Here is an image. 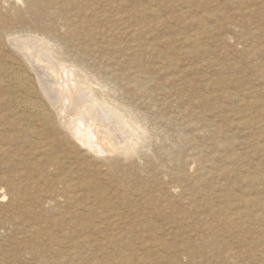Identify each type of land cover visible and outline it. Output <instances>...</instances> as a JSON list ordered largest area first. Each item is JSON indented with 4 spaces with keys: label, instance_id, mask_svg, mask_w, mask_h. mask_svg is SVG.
Here are the masks:
<instances>
[{
    "label": "rangeland",
    "instance_id": "1",
    "mask_svg": "<svg viewBox=\"0 0 264 264\" xmlns=\"http://www.w3.org/2000/svg\"><path fill=\"white\" fill-rule=\"evenodd\" d=\"M125 1L128 3L125 4ZM65 12L67 15L73 16L76 10ZM78 19L82 23L85 22L83 26L91 35L95 33L87 40L88 42L83 38H78L74 43L73 41L67 42L58 34V38L64 42L63 45L67 49H75L68 57L78 58L80 48H83L87 49L84 64L88 70L90 68L89 71L92 74L96 73V76L101 77L102 73L105 74L104 71L116 69L118 73H111V79L105 78L108 86L110 85L106 88V98L131 111V115L134 117L133 121L136 123L135 127L138 128L140 135L134 151L119 150L105 153L98 158L82 155L83 152L80 150H77L76 154L69 153L64 146L57 143L52 145L53 149L44 148L45 146H38L37 149L30 141L25 142L21 139L19 142L17 141L18 143L12 144L16 146L14 149L10 145V149L18 152L13 157L15 164H9L8 157L0 155V169L2 164L0 178L11 176L18 170L16 169L19 167L18 165L21 167L24 162V166L28 167L25 170L29 172L27 181L32 180L29 184L32 187V194L35 195L32 197L27 195L28 197L22 199L23 201L12 203V196L6 190V185L0 184V264H264V0H115L109 5L96 4L81 17L79 15ZM31 25L30 20L16 19L8 22L6 26L19 29L27 28L29 33L32 30ZM0 26L3 25L0 24ZM1 27L0 29H3ZM159 27L162 29L158 30ZM36 30L39 33L42 32L41 28L37 27L32 30L31 34L42 38V35L34 32ZM142 35L143 37H141ZM134 38L136 39L134 40ZM10 39H13L12 35L3 37L4 47L2 46L0 51L3 55L1 61L14 60L18 55L14 53V49L10 45ZM163 39L170 41L167 43ZM113 42L115 43L113 44ZM129 44L132 45V48ZM183 44L184 46H182ZM96 46L98 48H95ZM151 48L153 51H149ZM126 60L127 62H124ZM156 67L161 70L156 72ZM135 69H139L140 73L150 78V93L138 92V89L132 87L129 75ZM162 72L164 73L162 74ZM165 72H167V76H163ZM161 75L164 78L161 79ZM114 83L118 86L115 87ZM124 83L125 85H123ZM165 86L166 88H163ZM93 87L102 89V85L96 83L93 84ZM169 94H172L173 97ZM179 94L181 95L178 97ZM192 127L195 129L199 127V129L194 130ZM17 148L20 150L18 151ZM52 150L56 152V155ZM30 153L33 157H29ZM20 154L24 159L19 157ZM49 156H56L55 158L58 159L54 158L52 162L55 163L53 164L48 162ZM70 157L73 159L70 160ZM31 158H37V161ZM175 158L178 160L175 161ZM28 159H31L30 162ZM45 159L47 160L45 161ZM40 162H43V166ZM12 164L17 167L14 166V169ZM44 164H48L46 165L47 170H45ZM66 165L67 167H65ZM110 165H113L114 170L117 169L116 173L119 177V179H115L118 180L117 183L111 175H108ZM101 166H103V170ZM10 167L14 171L10 170ZM64 168H66L65 171ZM99 169L101 170L99 171ZM42 170L44 173L50 172V170L51 172L47 173V177L46 174L43 177ZM56 171H59V174L55 173ZM71 171L73 174L75 173L73 176ZM40 172L42 173L40 174ZM61 172L66 175L64 173L62 175ZM52 173L58 176L55 177ZM201 173L205 177L199 175ZM49 175L53 178L51 179ZM80 178L82 181H79ZM37 179L40 183L37 182ZM125 179L127 180L125 181ZM66 181L71 182L73 187ZM55 182L59 183L54 184L56 186L54 191L50 190L53 189V186L46 185ZM119 182H123V184L115 185ZM99 186H102L107 193L103 197L96 194V189ZM36 187L40 192H37ZM142 187L146 190H143ZM121 188L124 190V194L123 190H120ZM133 188L137 192L130 190ZM112 189L115 190L112 191ZM58 190L64 192V195H57L56 191ZM139 191L143 193L140 194ZM125 192L128 196L125 197L126 199L124 198ZM51 194L53 195L51 196ZM109 197L111 202L114 201V204L109 202ZM42 199L44 200L42 201ZM89 200H91L90 203ZM102 200L105 202L104 204H102ZM147 200L149 201L147 202ZM118 202L121 204L118 205ZM21 203L25 205L22 207ZM94 203L99 204L95 206ZM27 204L30 207L26 208ZM33 204L35 206H32ZM116 204L119 207H116ZM33 207H36V213L34 209L32 210ZM142 207L143 210H141ZM52 208H54L53 214L49 211ZM17 210L24 217L19 215L20 212ZM108 211L111 212L107 213ZM41 212L43 215L40 214ZM85 212L87 217H85ZM56 213L57 215H54ZM147 213L149 214L147 215ZM6 215H14V220L2 224ZM15 215L19 217L15 218ZM34 215L39 216L35 218ZM73 215L76 216V222ZM78 215L84 216V223L82 216ZM225 217L234 221L226 224ZM106 218H111L109 220L112 223ZM129 219L130 221H128ZM60 220L62 222H59ZM105 220L106 222H104ZM139 220L142 221V224ZM143 220L148 223L144 221L143 224ZM204 220L210 224H205ZM98 221L102 224H99ZM124 222L128 226L133 224V227L138 231L132 225H130L131 227L126 226ZM211 224L215 230L211 228ZM115 225H118L117 228L114 227ZM61 226L65 230L62 231ZM67 226H69L68 230ZM147 227L150 229L148 230ZM130 228L133 230L129 231ZM82 230L83 232H81ZM125 230L130 234L128 235ZM73 238L85 240L86 246L85 248L81 247L79 255L74 254L73 241L75 240ZM205 240H209V243L205 244ZM192 242L197 246L194 250L188 246ZM65 260L66 263H63ZM100 261L101 263H99Z\"/></svg>",
    "mask_w": 264,
    "mask_h": 264
},
{
    "label": "bare ground",
    "instance_id": "2",
    "mask_svg": "<svg viewBox=\"0 0 264 264\" xmlns=\"http://www.w3.org/2000/svg\"><path fill=\"white\" fill-rule=\"evenodd\" d=\"M113 1L115 0H0V24L3 25L0 29V51L2 50V46L4 45V41H3V37H7V36H11L13 37V39H10V45L13 47L14 49V53L18 54L16 59L14 60H7V61H1L3 59V55L0 53V155L1 157L7 156L8 157V163H14L13 157L15 154H17L18 152L13 151L12 149H10V145H12L14 142H19V140H23L25 142H31L33 143V145H35L34 147H38V146H42L44 148H51L52 145L55 143L60 144L62 146H64L69 153H73L76 154L77 150H80L82 153V155H88L91 156L92 158H98L99 156L105 154V153H110V152H116L119 150H122L123 152L125 151H134L135 149V145H136V141L139 138V130L137 127H135L136 123L133 121L134 117L131 115V111L129 109H125L123 108L120 104H115L112 103L110 100H108L106 98V88L109 87L108 84L106 83V79H111V73H115L117 74L118 72L116 71L115 68L108 70L107 72L104 71L105 74L102 73V76H96V73L92 74L89 68V70L86 68V64H84V61L86 59H84V56L87 54V49H81L78 54V58H71L68 57L69 54H71V52H73V50H75L74 48L67 49L60 38H58V34L59 36H61L62 39H65L67 42L70 41H74L77 40L78 38H83L84 41L88 42L87 40H89L91 38V36L95 33H93L91 35V33L85 29V27L83 26L81 20H79V15L80 17L82 15L85 14V12L90 9V8H94L96 4H102V5H109L111 4ZM118 1V0H117ZM152 1V0H151ZM121 2V1H120ZM124 3V1H122ZM128 1H125V4H127ZM154 2V1H153ZM133 4V3H132ZM136 4V3H135ZM121 5V4H120ZM124 5V4H123ZM130 5V3H129ZM128 5V6H129ZM115 6V4H114ZM117 6V5H116ZM115 6V7H116ZM136 6V5H135ZM131 7V6H130ZM134 7V6H133ZM117 8V7H116ZM122 8V7H121ZM118 9V8H117ZM123 9V8H122ZM132 9V8H131ZM141 9V8H140ZM71 10H76V13L73 16L67 15L65 11L69 12ZM168 10V9H167ZM110 11V10H109ZM113 12V9L111 10ZM160 12V11H159ZM72 14V13H71ZM88 15V14H87ZM86 15V16H87ZM100 15V14H99ZM161 15V13H160ZM102 16V15H101ZM107 16V15H106ZM111 16V15H110ZM121 16V15H120ZM109 17V14H108ZM95 18V17H94ZM104 18V17H103ZM106 18V17H105ZM104 18V19H105ZM137 18V16H136ZM30 20L32 22V25L30 26L32 28V30H35L37 27L41 28L42 32H38L37 30L34 31L36 34L38 35H42V38L40 37H36L35 35H33V33L31 34V32H33L32 30H30L31 32L28 33L29 29L27 30V28H22V29H18L15 27H11V26H6L8 24V22H12L13 20ZM158 19V18H157ZM87 20V19H86ZM85 20V21H86ZM131 20V19H130ZM129 20V22H131ZM139 20V19H138ZM146 21V20H143ZM151 21V20H149ZM138 22V21H137ZM21 23V22H20ZM136 23V22H135ZM140 23V21L138 22ZM137 23V26H138ZM144 24V23H143ZM26 25V24H25ZM29 25V24H28ZM86 25V24H85ZM126 25V24H125ZM129 25V24H128ZM160 25V24H159ZM164 25V24H163ZM89 26V25H88ZM124 26V25H123ZM34 27V28H33ZM87 27V25H86ZM127 26H125L126 28ZM121 28V27H119ZM129 28V27H128ZM153 25H152V29H153ZM127 29V28H126ZM125 29V30H126ZM162 29V28H158ZM164 29V28H163ZM114 30V29H112ZM137 30V29H136ZM157 30V29H156ZM137 32V31H136ZM138 32L140 33V31L138 30ZM161 32V30H160ZM164 32V30H163ZM117 33V32H116ZM120 33V32H119ZM118 33V35H119ZM151 33V32H149ZM106 34V33H105ZM145 34V33H144ZM162 34V32H161ZM13 35H17V36H13ZM19 35V36H18ZM140 35V34H138ZM164 35V34H163ZM128 36V35H127ZM150 36V35H149ZM122 37V36H121ZM143 37V35L141 36ZM152 37V36H151ZM159 37V36H157ZM156 37V38H157ZM10 38V37H9ZM8 38V39H9ZM126 38V37H125ZM124 38V39H125ZM161 38V37H160ZM158 38V39H160ZM182 38V37H181ZM95 39V37H94ZM136 38H134L135 40ZM149 39V38H148ZM154 39V38H152ZM98 40V39H97ZM133 40V42H134ZM156 40V39H155ZM161 40V39H160ZM165 41V39H163ZM179 40V39H178ZM9 41V40H8ZM115 41V40H114ZM122 41V40H121ZM151 41V40H150ZM167 43L170 40H166ZM165 41V42H166ZM105 42V41H104ZM118 42V41H117ZM153 42V41H152ZM159 42V41H158ZM161 42V41H160ZM163 42V41H162ZM164 42V43H165ZM115 42H113L114 44ZM170 43V42H169ZM67 44V43H66ZM135 44V43H134ZM133 44V46H134ZM137 44V43H136ZM171 44V43H170ZM177 44V43H176ZM198 44V43H197ZM87 45V44H86ZM112 45V44H111ZM131 45V44H129ZM138 45V44H137ZM136 45V46H137ZM143 45V44H142ZM148 45V44H147ZM158 45V44H157ZM167 46H169V44H166ZM180 45V44H178ZM188 45V44H187ZM68 46V44H67ZM127 46V45H126ZM125 46V47H126ZM165 46V45H164ZM171 46V45H170ZM181 46V45H180ZM184 46V44L182 45ZM4 47V46H3ZM114 47V46H113ZM144 47V46H143ZM147 47V46H146ZM151 47V46H150ZM154 47V46H153ZM78 48V46H77ZM95 48H98V46H96ZM119 48V47H118ZM132 48V45H131ZM130 48V49H131ZM182 48V47H181ZM121 49V48H120ZM138 49V48H137ZM141 49V48H140ZM176 49V48H175ZM183 49V48H182ZM143 50V48L141 49ZM140 50V52H141ZM159 50V49H158ZM172 51V49H170ZM177 50V49H176ZM185 50V49H184ZM183 50V51H184ZM98 51V50H97ZM113 52H115L112 49ZM125 51V50H124ZM149 51H153L152 48ZM6 52V51H5ZM77 52V50H76ZM145 52V51H144ZM169 52V50H168ZM177 52V51H176ZM182 52V51H180ZM179 52V54H180ZM188 52V51H187ZM75 53V51H74ZM73 53V54H74ZM117 53V52H116ZM143 53V52H142ZM171 53V52H170ZM183 53V52H182ZM186 53V52H185ZM7 54V53H6ZM111 54V53H110ZM163 54V53H162ZM173 54V53H172ZM187 54V53H186ZM105 55V53H104ZM120 55V54H119ZM122 55V54H121ZM158 55V53H157ZM164 55V54H163ZM183 55V54H181ZM162 56V55H161ZM168 56V55H167ZM173 56V55H172ZM13 57H15L13 55ZM154 57V56H152ZM151 57V59H152ZM157 57V56H155ZM154 57V58H155ZM159 57V56H158ZM167 58V57H166ZM160 59V58H159ZM163 59V58H162ZM97 60V59H96ZM165 60V59H163ZM144 61V59H143ZM149 61V60H148ZM147 61V62H148ZM124 62H127L124 61ZM153 62V59H152ZM157 62L159 63L158 59ZM116 63V62H115ZM129 63V62H128ZM144 63V62H143ZM160 63H162L160 61ZM111 64L114 65V63L111 62ZM110 64V65H111ZM132 64V63H131ZM135 64V63H134ZM139 64V63H137ZM145 64V63H144ZM148 64V63H147ZM155 64V63H154ZM164 64V63H163ZM167 64V63H166ZM171 64V63H170ZM98 65V64H97ZM140 65V64H139ZM138 65V66H139ZM151 65V64H150ZM169 65V64H168ZM166 65V66H168ZM112 66V65H111ZM137 66V67H138ZM156 66V65H154ZM153 66V67H154ZM133 67V66H132ZM131 68V67H130ZM141 68V67H140ZM148 68V67H147ZM150 68V67H149ZM148 68V69H149ZM159 68V67H158ZM164 68V67H163ZM127 69V68H126ZM147 69V71H148ZM153 69V68H152ZM156 72L160 71L157 69V67L155 68ZM92 70V69H91ZM119 70V69H118ZM139 70V69H138ZM138 70H132L130 72V78H131V82H132V87H135V89H138V92L140 91H145V93H150L151 89L150 85H151V80L149 77H146L144 74L140 73ZM166 70V69H165ZM97 71V69H96ZM99 72V71H98ZM146 72V71H145ZM153 72H155V70H153ZM183 72V71H182ZM100 73V72H99ZM147 73V72H146ZM164 72H162L163 74ZM167 72H165V74L163 76L166 75ZM172 74V73H170ZM121 75V74H120ZM149 75H151L149 73ZM169 75V74H168ZM128 76V75H127ZM167 76V75H166ZM114 77V76H113ZM151 77V76H150ZM183 77V76H182ZM160 78V77H159ZM164 78L161 75V79ZM173 78V77H172ZM114 80V78H112ZM169 79V78H168ZM171 81V80H170ZM173 81V80H172ZM171 81V82H172ZM177 81V80H176ZM115 82V81H114ZM99 84L102 85V89H96L93 87V84ZM119 83V82H118ZM168 83V82H167ZM170 83V82H169ZM173 84V83H172ZM115 87H117L118 85L115 84ZM120 85V84H119ZM125 85V83L123 84ZM131 85V84H130ZM170 85V84H169ZM168 85V86H169ZM178 85V84H177ZM96 86V85H95ZM99 87V86H98ZM159 88L161 86H158ZM100 88V87H99ZM154 88V86H153ZM163 88H166L163 87ZM116 89V88H114ZM131 89V88H129ZM111 90V89H110ZM128 90V89H127ZM176 90V89H174ZM117 91V90H116ZM124 91V90H123ZM136 91V90H135ZM152 91V90H151ZM168 91V90H167ZM171 91V90H170ZM169 91V92H170ZM177 92H179L178 90H176ZM137 92V93H138ZM154 92V91H152ZM165 92V91H164ZM172 92V91H171ZM175 92V93H177ZM146 93V94H147ZM180 93V92H179ZM184 93V92H183ZM164 95V94H163ZM172 95V94H169ZM181 94L177 95L178 97ZM175 96V95H174ZM121 97V96H120ZM173 97V95H172ZM176 97V96H175ZM176 97V98H178ZM140 98V97H139ZM129 99V98H128ZM144 101V100H143ZM161 101V100H160ZM159 101V102H160ZM149 102V101H148ZM156 103V102H153ZM128 106V105H127ZM125 107V106H124ZM157 108V107H156ZM142 110V109H141ZM144 111V110H143ZM156 112V111H154ZM160 112V111H159ZM191 119V118H190ZM140 123V122H139ZM193 128V127H192ZM194 130H196L195 128H193ZM199 129V127H198ZM197 129V130H198ZM215 129V128H214ZM212 130V129H211ZM141 131V130H140ZM192 131V130H191ZM209 131V130H208ZM212 132V131H211ZM214 132V130H213ZM232 134V133H231ZM210 135V134H209ZM213 136V135H212ZM34 138V139H33ZM141 138V137H140ZM145 138V137H144ZM33 142H32V140ZM17 142V143H18ZM24 142V143H25ZM198 142V141H197ZM218 142V141H217ZM15 145V144H14ZM30 145V144H29ZM196 145V144H195ZM13 146V145H12ZM19 146V144H18ZM17 146V147H18ZM27 146V145H26ZM48 146V147H47ZM197 146V145H196ZM16 146H13V149ZM60 147V146H59ZM145 147V146H144ZM58 148V147H57ZM138 148V147H137ZM179 148V147H178ZM198 148V147H197ZM18 149V148H17ZM38 149V148H37ZM53 149V148H51ZM180 149V148H179ZM20 150V148L18 149V151ZM33 150V149H31ZM46 150V149H45ZM55 150V148H54ZM54 150H52L54 152V154L56 153ZM125 150V151H124ZM40 151V149H39ZM57 151V150H56ZM24 152V151H23ZM26 152V150H25ZM41 152L43 153V151L41 150ZM40 152V153H41ZM51 152V151H49ZM48 152V153H49ZM61 152V151H60ZM79 152V151H78ZM228 152V151H227ZM39 153V152H38ZM52 153V152H51ZM23 155H27L22 153ZM53 154V155H54ZM119 154V153H118ZM173 154V153H172ZM35 155V154H34ZM40 155V154H39ZM38 155V156H39ZM56 155V154H55ZM197 155V154H196ZM21 156V154L19 155V157ZM37 156V155H36ZM37 156V157H38ZM41 156V155H40ZM45 156V155H44ZM48 156V155H47ZM70 156V155H69ZM79 156V155H77ZM18 157V158H19ZM22 157V156H21ZM20 157V158H21ZM29 157H33L31 156V153L29 155ZM49 160L48 162L51 163H55L52 162V160H54V158L56 157H51L49 156ZM201 157V156H200ZM199 157V158H200ZM6 158V157H5ZM4 158V159H5ZM17 158V157H16ZM17 158V159H18ZM24 159V157H22ZM21 158V159H22ZM28 156L25 158L27 160ZM43 158V157H42ZM63 158V157H62ZM90 158V157H89ZM198 158V157H197ZM228 158V157H227ZM3 159V158H1ZM20 159V160H21ZM32 159V158H31ZM30 159V160H31ZM58 159V158H55ZM66 159V158H65ZM73 159L70 157V160ZM75 159V158H74ZM78 159V158H77ZM76 159V160H77ZM30 160L28 159V161L30 162ZM32 160H36L32 159ZM44 160V159H43ZM47 159H45L46 161ZM79 160V159H78ZM84 160V159H83ZM82 160V161H83ZM91 160V159H90ZM175 161L178 159H174ZM192 160V159H191ZM220 160V159H219ZM25 161V160H23ZM27 161V162H28ZM35 161V163H36ZM81 161V162H82ZM85 161V160H84ZM83 161V163H84ZM174 161V162H175ZM4 162V161H3ZM2 162V163H3ZM6 162V163H7ZM46 162V163H48ZM75 162V161H74ZM77 162V161H76ZM79 162V161H78ZM34 163V162H32ZM43 163V162H42ZM40 162V164H42ZM45 163V162H44ZM66 163V162H65ZM69 163V162H68ZM67 163V164H68ZM100 163V162H99ZM5 164V162H4ZM15 164V163H14ZM20 164V163H19ZM30 164V163H29ZM50 164V163H48ZM46 164V165H48ZM63 164V162H62ZM75 164V163H74ZM79 164V163H78ZM103 164V161H102ZM176 164V163H175ZM22 166L20 167V165H18L19 167H17V165L15 167H17L16 172L13 173L11 176H3L0 178V184H4L6 185V190L11 194V198H12V203L14 202H19L20 200L24 199L27 195L31 196L35 195L32 194V187L29 184L32 180H30L29 182L27 181V179L29 180V178H27L28 173L27 170H25L28 167H25L24 162L21 164ZM35 165V164H34ZM39 165V164H36ZM44 164L45 170H47V167ZM100 165V164H99ZM106 165V164H105ZM10 166V165H9ZM13 166V164H12ZM11 166V167H12ZM13 166V167H14ZM27 166V165H26ZM43 166V164H42ZM58 166V164H57ZM61 166V165H60ZM111 166V165H110ZM113 166V165H112ZM112 166L110 168H108L109 170V174L111 175V177H113L112 179H114V181H116L115 179H119V177L117 176L116 170H114L112 168ZM8 169V166H6ZM10 167V168H11ZM14 167V169H15ZM38 167V166H37ZM67 167V165L65 166ZM92 167V166H89ZM98 167V166H97ZM21 168V169H19ZM31 168V167H30ZM29 168V169H30ZM85 168V167H84ZM83 168V169H84ZM95 168V167H94ZM102 170H103V166H101ZM106 168V167H105ZM118 168V167H117ZM37 169V168H35ZM44 169V168H43ZM119 169V168H118ZM2 171V164H1V169ZM10 170H13V168H11ZM58 170V169H56ZM61 170V169H60ZM66 170V168H64V171ZM68 170V169H67ZM90 170V168H89ZM101 169H99L100 171ZM7 171V170H6ZM14 171V170H13ZM41 171V169H40ZM44 173V170H42ZM86 171V170H85ZM97 171V170H96ZM144 171V170H143ZM9 172V171H8ZM37 172V171H36ZM47 172V171H46ZM51 172V170H50ZM50 172H47L48 174H50ZM67 172V171H66ZM72 172V171H71ZM77 172V171H76ZM79 172V171H78ZM81 172V171H80ZM104 172V171H103ZM185 172V171H184ZM42 172H40L41 174ZM47 173H44L42 176L44 177V175L46 174L47 177ZM57 174H59V171L55 172ZM62 175L64 172H61ZM88 173V172H86ZM106 173V172H105ZM119 173V172H118ZM189 173V172H188ZM206 172L204 171V174ZM6 174V173H5ZM11 174V173H9ZM8 174V175H9ZM54 174V173H52ZM65 174V173H64ZM75 174V173H74ZM72 172V176L74 175ZM159 174V173H158ZM165 174V173H164ZM178 174V173H177ZM35 175V174H34ZM55 175V174H54ZM66 175V174H65ZM71 175V174H69ZM68 175V176H69ZM107 175V176H108ZM160 175V174H159ZM199 175H203V173L199 174ZM31 176V175H30ZM36 176V175H35ZM39 176V174H38ZM41 176V179H42ZM50 176V175H49ZM53 176V175H52ZM58 175H55V177ZM71 176V177H72ZM82 176V175H81ZM88 176V175H85ZM93 176V175H92ZM161 176V175H160ZM179 176V174H178ZM197 176V175H196ZM204 176V175H203ZM32 177V176H31ZM45 177V178H46ZM70 177V178H71ZM76 177V175H75ZM78 177V176H77ZM76 177V178H77ZM127 177V176H126ZM153 177V176H152ZM202 177V176H201ZM205 177V176H204ZM34 178V177H33ZM51 178V176H50ZM53 178V177H52ZM51 178V179H52ZM109 178V177H107ZM125 178V177H124ZM134 178V177H133ZM192 178V177H191ZM203 178V177H202ZM31 179V178H30ZM36 179V178H35ZM40 179V178H39ZM39 179H37L36 181L39 182ZM63 179V178H62ZM67 180L69 178H66ZM79 179V178H77ZM82 178H80L79 181ZM88 179V177H87ZM131 179V178H130ZM130 179H128L130 181ZM197 179V178H196ZM47 180V179H46ZM50 180V179H49ZM60 180V178H59ZM58 180V181H59ZM65 180V178L63 179ZM127 179H125L126 181ZM34 181V180H33ZM42 181V180H41ZM45 181V180H44ZM72 182V180H70ZM77 181V180H76ZM102 181V180H101ZM100 181V182H101ZM112 181V180H111ZM112 181V182H114ZM120 181V180H119ZM124 181V180H123ZM134 181V180H133ZM162 181V180H161ZM35 182V181H34ZM43 182V181H42ZM50 182V181H48ZM60 182V181H59ZM59 182H55L53 184H46V185H51L53 186V189L50 190H56V186H54V184H58ZM68 181H66L67 183ZM70 182V183H71ZM84 182V181H83ZM118 182V180L116 181V183ZM36 183V182H35ZM40 183V182H39ZM65 183V184H66ZM69 183V182H68ZM67 183V184H68ZM69 183V184H70ZM93 183V182H92ZM103 183V182H102ZM131 183V182H130ZM158 183V182H157ZM198 183V182H197ZM68 184V185H69ZM85 184V183H84ZM98 184V183H97ZM104 184V183H103ZM102 184V185H103ZM113 184V183H111ZM123 184V182H119V184H115V185H120ZM126 184V183H125ZM129 184V183H127ZM137 184V183H135ZM145 184V183H144ZM181 184V183H180ZM64 185V184H63ZM71 185V184H70ZM82 185V184H81ZM99 185H101L99 183ZM138 185V184H137ZM147 185V184H146ZM179 185V183H178ZM201 185V184H200ZM33 186V185H32ZM37 186V185H35ZM34 186V187H35ZM43 186V185H42ZM45 186V185H44ZM72 186V185H71ZM76 186V185H75ZM95 186V185H94ZM98 186V185H97ZM132 186V185H131ZM136 186V185H135ZM180 186V185H179ZM5 187V186H4ZM50 187V186H48ZM64 187V186H63ZM70 187V186H69ZM73 187V186H72ZM115 187V186H114ZM123 188V185L121 186ZM130 187V186H129ZM202 187V186H201ZM3 188V187H2ZM38 187H36L37 189ZM41 188V186H40ZM87 188V187H86ZM113 188V187H112ZM120 188V187H119ZM120 190H123V189ZM125 188V187H124ZM127 188V187H126ZM132 188V187H131ZM144 187H142L143 189ZM35 189V188H33ZM39 189V188H38ZM37 189V192H40ZM42 189V188H41ZM40 189V190H41ZM46 189V186H45ZM61 189V188H60ZM65 189V188H62ZM67 189V188H66ZM168 189V188H167ZM187 189V187H186ZM199 189V188H198ZM44 190V189H43ZM41 190V191H43ZM90 190V189H89ZM96 194L99 196H105L107 193L105 191V189L102 186L97 187L96 189ZM115 189H112V191ZM135 190L133 189H130ZM146 190V189H143ZM169 190V189H168ZM47 191V190H45ZM52 191V192H53ZM63 191V190H61ZM65 191V190H64ZM93 191V190H92ZM117 191L119 192V190L117 189ZM115 191V192H117ZM136 191V190H135ZM141 191V190H140ZM140 191L138 193H140ZM36 192V193H37ZM57 195H64V192H60L59 190L56 191ZM70 192V191H69ZM88 192V191H87ZM129 192V191H128ZM137 192V191H136ZM147 192V191H146ZM8 193V194H9ZM49 193V192H48ZM67 193V191H66ZM73 193V191H72ZM82 193V192H81ZM143 193V192H142ZM140 193V194H142ZM38 194V193H37ZM68 194V193H67ZM71 194V192H70ZM83 194V193H82ZM85 194V193H84ZM87 194V193H86ZM123 194H124V190H123ZM135 194V193H133ZM155 194V193H154ZM40 195V194H39ZM53 194H51L52 196ZM76 195V194H74ZM139 195V194H138ZM149 195V193H148ZM9 196V195H8ZM83 196V195H82ZM121 196V195H120ZM119 196V197H120ZM126 192H125V196L126 197ZM147 196V194H146ZM28 197V196H27ZM38 197V196H37ZM40 197V196H39ZM55 197H57L55 195ZM70 197V196H69ZM68 197V198H69ZM85 197V196H84ZM93 197H95L93 195ZM115 197V196H114ZM123 198V196H121ZM128 197V196H127ZM126 197V198H127ZM141 197V196H139ZM145 197V196H144ZM6 198V197H5ZM42 198V197H41ZM44 198V196H43ZM48 198V197H47ZM53 198V197H52ZM51 198V199H52ZM66 198V199H68ZM73 198V197H72ZM83 198V197H82ZM86 198V197H85ZM98 198V197H97ZM106 198H108L106 196ZM125 198V199H126ZM137 198V197H136ZM135 198V199H136ZM142 198V197H141ZM27 199V198H26ZM38 199V198H37ZM40 199V198H39ZM38 199V200H39ZM54 199V198H53ZM76 199V198H75ZM100 200V198H98ZM103 199V198H102ZM129 199V198H128ZM131 199V198H130ZM133 199V198H132ZM140 199V198H139ZM138 199V200H139ZM152 199V198H151ZM31 200V198H30ZM33 200V199H32ZM44 199H42L43 201ZM46 200V199H45ZM74 200V199H73ZM93 200V199H92ZM110 200V197H109ZM107 200V201H109ZM113 200V198H112ZM117 200V199H116ZM115 200V201H116ZM123 200V199H122ZM153 200H155L153 198ZM213 200V199H212ZM23 201V200H22ZM103 201V200H102ZM133 201V200H131ZM142 201V200H140ZM139 201V204H140ZM149 200H147L148 202ZM38 202V201H37ZM75 202V201H74ZM78 202V201H77ZM76 202V204H77ZM87 202V201H86ZM91 202V200H89V203ZM94 202V201H93ZM99 202V201H97ZM110 203L114 204L111 200L109 201ZM124 202V201H122ZM127 202V201H125ZM134 202V201H133ZM155 202V201H154ZM153 202V203H154ZM170 202V201H169ZM174 202V201H173ZM172 202V203H173ZM11 203V204H12ZM26 203V202H25ZM33 203V201H32ZM40 203V201H39ZM105 202L103 201L102 204H104ZM128 203V202H127ZM138 203V201H137ZM144 203V202H143ZM146 203V202H145ZM171 203V204H172ZM3 204V203H2ZM10 204V203H9ZM22 204V207L23 203ZM31 204V203H30ZM36 204V203H34ZM32 206H35V205ZM38 204V203H37ZM46 204V203H45ZM69 204V203H68ZM75 204V203H74ZM95 204V203H94ZM97 204V203H96ZM95 204V206H97ZM121 203L118 202V205H120ZM129 204V203H128ZM131 204V203H130ZM138 204V205H139ZM155 204V203H154ZM169 204V203H168ZM175 204V203H173ZM59 205V204H58ZM70 205V204H69ZM79 205V204H78ZM117 205V204H116ZM114 205V206H116ZM116 207H119V206ZM127 205V204H124ZM123 205V206H124ZM132 205V204H131ZM137 205V207H138ZM141 205V204H140ZM153 205V204H152ZM156 205V204H155ZM28 204L25 206L27 208ZM38 206V205H37ZM72 206V205H71ZM82 207V205H80ZM92 206V205H91ZM94 206V207H95ZM106 206V205H105ZM122 206V208H123ZM146 206V205H145ZM12 207V206H11ZM10 207V208H11ZM21 207V206H20ZM24 207V208H25ZM30 207V206H28ZM66 208V205L64 206ZM70 207V206H69ZM76 207V206H75ZM89 207V206H88ZM133 207V206H132ZM141 207V206H140ZM156 207V206H155ZM36 208V207H35ZM35 208L33 207L32 210ZM39 209V207H37ZM55 208V207H54ZM50 209L49 211H54L53 209ZM68 208V206H67ZM73 208V206L71 207ZM103 208V206H102ZM109 208H111L109 206ZM121 208V206H120ZM125 208V207H124ZM127 208V207H126ZM129 208V207H128ZM131 208V207H130ZM129 208V209H130ZM148 208V207H147ZM17 209V207H16ZM19 209V208H18ZM31 209V208H30ZM41 209V208H40ZM62 209V208H61ZM64 209V208H63ZM77 209V208H76ZM81 209V208H80ZM90 209V207H89ZM101 209V208H100ZM116 209V208H115ZM134 209V208H133ZM136 209V208H135ZM140 209V208H138ZM238 209V207H237ZM15 210V209H14ZM20 210V209H19ZM17 210V211H19ZM60 210V209H59ZM65 210V209H64ZM70 210V209H69ZM82 210V209H81ZM84 210H88V209H84ZM113 210V209H112ZM126 210V209H125ZM128 210V209H127ZM126 210V211H127ZM143 210V207L142 209ZM148 210V209H147ZM176 210V209H175ZM21 211V210H20ZM19 211V212H20ZM25 211V210H24ZM43 211V210H42ZM62 211V210H61ZM68 211V210H67ZM72 211V210H71ZM75 211V210H74ZM96 211V210H94ZM105 211V208H104ZM119 211V210H118ZM117 211V212H118ZM132 211V210H130ZM136 211V210H135ZM138 211V210H137ZM186 211V210H185ZM11 212V211H10ZM9 212V213H10ZM16 212V211H15ZM39 214V210L37 211ZM63 212V211H62ZM90 212V211H88ZM92 212V211H91ZM97 212V211H96ZM101 212V211H99ZM111 211H108L107 213H109ZM144 212V211H143ZM170 212V211H169ZM188 212V211H187ZM14 213V212H13ZM31 213V212H28ZM33 213V211H32ZM36 213V211H35ZM45 213V212H44ZM49 212L47 211V216ZM65 213V212H64ZM67 213V212H66ZM72 214V212H69ZM74 213V212H73ZM104 213V212H103ZM106 213V214H107ZM113 213V212H112ZM115 213V212H114ZM127 213V212H126ZM139 213V212H138ZM137 213V214H138ZM150 213V212H149ZM147 213V215L149 214ZM152 213V211H151ZM150 213V214H151ZM15 214V213H14ZM17 214V213H16ZM21 214V212L19 213V215ZM42 214V212L40 213ZM60 214V213H59ZM68 214V213H67ZM81 214V213H80ZM84 214V213H82ZM90 214V213H88ZM97 214V213H94ZM145 214V213H144ZM153 214V213H152ZM151 214V215H152ZM158 214V213H157ZM212 214V213H211ZM27 215V214H26ZM29 215V214H28ZM43 215V214H42ZM54 215H57L54 214ZM62 215V214H61ZM93 216V214H90ZM111 215V214H110ZM131 215V214H130ZM139 215V214H138ZM21 216L24 217V215L21 214ZM20 216V218H21ZM31 216V215H29ZM35 216V215H34ZM39 216V215H38ZM37 215L35 216L38 217ZM53 216V215H51ZM65 216V215H64ZM63 216V219H64ZM77 216V214H76ZM76 216L73 215V217H75V222H76ZM79 216V215H78ZM82 216V222L85 220L83 219V215ZM79 216V217H80ZM89 216V215H88ZM91 216V217H92ZM104 216V215H103ZM106 216V215H105ZM104 216V217H105ZM108 216V214H107ZM117 216V215H115ZM122 216V215H121ZM124 216V213H123ZM145 216V215H144ZM217 216V215H216ZM17 216L15 215V218ZM19 217V216H18ZM17 217V218H18ZM22 217V218H23ZM46 217V216H45ZM44 217V218H45ZM49 217V216H48ZM85 217H87L86 212H85ZM96 217V216H95ZM111 217V216H109ZM133 217V216H132ZM137 217V216H135ZM140 217V216H138ZM151 217V216H150ZM4 223L10 222L12 220H14V215H6L4 217ZM27 218V217H26ZM43 218V219H44ZM47 218V217H46ZM62 218V217H61ZM60 218V219H61ZM72 218V215H71ZM78 218V217H77ZM97 218V217H96ZM99 218V216H98ZM114 218V217H113ZM134 218V217H133ZM152 218V217H151ZM150 218V219H151ZM178 218V217H177ZM226 218V217H225ZM24 219V218H23ZM22 219V220H23ZM38 219V218H37ZM42 219V220H43ZM50 219V218H49ZM67 219V218H66ZM87 219V218H86ZM90 219V218H89ZM100 219V218H99ZM107 219V218H106ZM111 219V218H109ZM107 219V220H109ZM115 219V218H114ZM114 219H112L114 221ZM128 219V218H127ZM143 219V218H142ZM146 219V217H145ZM149 221H152L150 220ZM179 219V218H178ZM176 219V221L178 220ZM47 220V219H46ZM57 220V219H56ZM74 220V219H73ZM72 220V221H73ZM95 220V218H94ZM101 220V219H100ZM121 220V219H120ZM124 220V219H123ZM134 220V219H133ZM180 220V219H179ZM178 220V221H179ZM182 220V219H181ZM68 221H70L68 219ZM97 221V220H96ZM125 221V220H124ZM130 221V219L128 220ZM137 221V220H136ZM135 221V222H136ZM145 220H143V224L146 222H144ZM205 224L208 223L210 224L207 220H204ZM232 220L231 218H226L225 219V223L229 224L231 223ZM59 222H62L61 220ZM74 222V221H73ZM74 222V223H75ZM79 222L80 218H79ZM87 222V221H85ZM106 222V220L104 221ZM109 222H111L109 220ZM116 222V221H115ZM122 222V220H121ZM140 222V220H139ZM153 222V221H152ZM150 222V223H152ZM43 223V222H42ZM63 223H65L63 221ZM61 223V224H63ZM84 223V222H83ZM88 223V222H87ZM91 223V222H89ZM99 224H102L98 221ZM108 223V221H107ZM112 223V222H111ZM126 224V222H124ZM123 223V224H124ZM129 223V222H128ZM138 223V221H137ZM142 224V221L140 222ZM139 223V224H140ZM148 223V221L146 222ZM156 223V221H155ZM60 224V223H59ZM67 224V222H66ZM86 224V223H85ZM96 224V223H95ZM105 224V223H104ZM103 224V226H104ZM114 224V223H113ZM28 225V224H27ZM31 225V224H30ZM29 225V226H30ZM38 225V224H37ZM55 225V224H54ZM58 225V223H57ZM72 225V223H71ZM83 226V224H81ZM91 225V224H90ZM89 225V227H90ZM93 225V224H92ZM133 227V224H130ZM129 225V226H130ZM136 225V223H135ZM148 225H152V224H148ZM63 226L65 227V225L63 224ZM82 226H80V228H82ZM107 226V224H106ZM118 226V225H117ZM117 226L115 225L114 227L117 228ZM120 226V225H119ZM121 226H123L121 224ZM126 226H128L126 224ZM128 226V227H129ZM28 227V226H27ZM33 227V226H32ZM39 227V226H38ZM59 227V226H58ZM63 227V228H64ZM67 226V230H68ZM75 227V225H74ZM74 227H71L72 229ZM86 227V226H85ZM127 227V228H128ZM131 227V226H130ZM138 227V226H136ZM209 227V226H208ZM235 227V226H234ZM1 228V227H0ZM3 228V227H2ZM37 228V227H36ZM61 230H65L62 228V226L60 227ZM69 228V229H71ZM77 228V225H76ZM78 228V229H80ZM103 228V227H102ZM112 228V227H111ZM115 228V230H116ZM119 228V227H118ZM122 228V227H121ZM126 228V229H127ZM135 228V227H133ZM133 228H130L129 231H132ZM141 228V226H140ZM139 228V229H140ZM148 228V227H147ZM211 228L214 229V226L211 224ZM34 229V228H33ZM41 229V228H39ZM50 229V228H49ZM84 229V228H83ZM91 229V228H90ZM100 229V228H99ZM98 229V230H99ZM107 230L109 229V226L106 228ZM113 229V228H112ZM136 229V228H135ZM150 228H148L149 230ZM31 230V229H30ZM35 230V229H34ZM43 230V229H42ZM75 230V229H74ZM92 230V229H91ZM97 230V229H96ZM102 230V229H100ZM99 230V233H100ZM137 230V229H136ZM146 230V229H144ZM188 230V229H187ZM215 230V229H214ZM79 231V230H76ZM89 231V228H88ZM87 231V232H88ZM104 231V230H102ZM113 231V230H112ZM122 231V230H119ZM127 231V230H125ZM135 231V230H134ZM138 231V230H137ZM140 231V230H139ZM142 231V228H141ZM140 231V232H141ZM55 232V231H54ZM83 232V230L81 231ZM110 232V231H109ZM118 232V231H116ZM136 232V231H135ZM134 232V234H135ZM33 233V232H32ZM59 233V232H58ZM79 233V232H78ZM96 233V232H95ZM98 233V231H97ZM105 233V231H104ZM119 233V232H118ZM117 233V234H118ZM128 233V231H127ZM132 233V232H131ZM138 233V232H137ZM136 233V234H137ZM68 234V233H67ZM82 234V233H81ZM88 234V233H87ZM103 234V233H102ZM120 234V233H119ZM122 234V233H121ZM130 233H128L129 235ZM133 234V233H132ZM223 234V233H222ZM37 235V234H36ZM40 235V233H39ZM91 235V234H89ZM98 235V234H97ZM100 235V234H99ZM110 235V234H109ZM108 235V236H109ZM125 235V234H124ZM127 235V237H128ZM156 235V234H155ZM43 236V235H42ZM86 236V235H85ZM115 236V235H114ZM118 236V235H116ZM126 236V235H125ZM133 236V235H132ZM218 236V235H217ZM80 237V236H79ZM83 237V236H82ZM90 237V236H89ZM106 237V236H105ZM124 237V236H123ZM122 237V238H123ZM221 237V236H220ZM71 238V237H70ZM215 238V237H214ZM74 239V238H73ZM87 239V237H86ZM104 239V238H103ZM109 239V237H108ZM221 239V238H220ZM70 240V239H69ZM73 241V245H74V254L79 255L81 253H79V251L82 249L81 247L85 248V240H76ZM128 240V239H126ZM113 241V240H112ZM144 241V240H143ZM147 241V240H146ZM91 242V241H90ZM101 242V241H100ZM109 242V241H108ZM107 242V243H108ZM132 242V241H131ZM113 243V242H112ZM129 244H133L128 242ZM209 243V240H205V244ZM255 243V242H254ZM102 244V243H101ZM262 244V243H261ZM106 245V244H105ZM112 245V244H111ZM148 245V244H147ZM221 245V244H220ZM107 246V245H106ZM116 246V244H115ZM153 246H155L153 244ZM161 246V244H160ZM190 248H193L191 250H194L197 246L192 242L188 245ZM201 246V245H200ZM89 247V246H88ZM97 247V244H96ZM102 247V246H100ZM112 247V246H111ZM117 247V246H116ZM258 247V246H256ZM264 247V246H263ZM92 248V247H91ZM99 248V247H98ZM127 248V247H126ZM94 249V248H93ZM114 250V249H113ZM84 251V250H83ZM72 255H71V259H72ZM81 257V256H79ZM83 258V257H81ZM126 258V257H125ZM256 258V257H255ZM71 259H69L71 261ZM79 259V258H78ZM74 260V259H73ZM124 260V259H123ZM227 262V261H226ZM66 263V260L65 262ZM89 263V262H88ZM101 263V261L99 262ZM210 263V262H208ZM57 264V263H56ZM72 264V263H71ZM83 264V263H82Z\"/></svg>",
    "mask_w": 264,
    "mask_h": 264
}]
</instances>
